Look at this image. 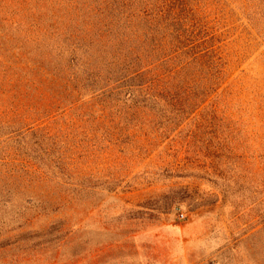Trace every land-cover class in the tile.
<instances>
[{
  "label": "rangeland",
  "instance_id": "rangeland-1",
  "mask_svg": "<svg viewBox=\"0 0 264 264\" xmlns=\"http://www.w3.org/2000/svg\"><path fill=\"white\" fill-rule=\"evenodd\" d=\"M0 264H264V0H0Z\"/></svg>",
  "mask_w": 264,
  "mask_h": 264
},
{
  "label": "trees",
  "instance_id": "trees-1",
  "mask_svg": "<svg viewBox=\"0 0 264 264\" xmlns=\"http://www.w3.org/2000/svg\"><path fill=\"white\" fill-rule=\"evenodd\" d=\"M185 19L186 17H182L181 14L173 17V20L175 23L174 25L176 26H174L173 28L174 31L171 30V32H173L171 34L173 35L172 40H171V61L176 60L179 57H184L186 58L187 61L184 60L183 63L181 62L182 64L178 65L179 67L177 69L176 68L171 69V74H174V73L177 74L180 72L181 69L186 70L190 62H193L195 60H200L201 58H203L199 55V52L197 50V48L200 45H197V46L194 45V40L189 30L185 28L183 29L182 26L179 27L180 24L185 26V23H183L185 22ZM207 53L204 54L203 56H207ZM210 55L211 54H209V56ZM189 58H191V61H188ZM213 69H215V72L212 73L211 70ZM216 69H217L216 64H212L208 66V70H207L208 75H206L205 79H209L210 85L205 86L206 88H204L201 92L202 95H208V91L214 90L213 87L215 86L217 77H218L216 75L220 73V72H217Z\"/></svg>",
  "mask_w": 264,
  "mask_h": 264
},
{
  "label": "built area",
  "instance_id": "built-area-1",
  "mask_svg": "<svg viewBox=\"0 0 264 264\" xmlns=\"http://www.w3.org/2000/svg\"><path fill=\"white\" fill-rule=\"evenodd\" d=\"M181 217H184V214H181Z\"/></svg>",
  "mask_w": 264,
  "mask_h": 264
}]
</instances>
